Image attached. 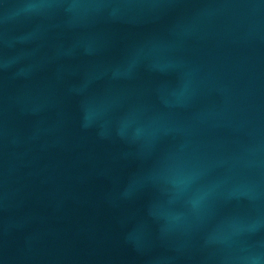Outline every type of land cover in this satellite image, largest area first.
<instances>
[{
    "label": "water",
    "instance_id": "water-1",
    "mask_svg": "<svg viewBox=\"0 0 264 264\" xmlns=\"http://www.w3.org/2000/svg\"><path fill=\"white\" fill-rule=\"evenodd\" d=\"M0 264H264V0H0Z\"/></svg>",
    "mask_w": 264,
    "mask_h": 264
}]
</instances>
